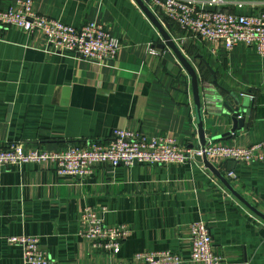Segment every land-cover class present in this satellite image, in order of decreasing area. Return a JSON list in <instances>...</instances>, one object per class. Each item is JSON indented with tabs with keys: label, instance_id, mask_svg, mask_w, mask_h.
Returning <instances> with one entry per match:
<instances>
[{
	"label": "crops",
	"instance_id": "0c3cea01",
	"mask_svg": "<svg viewBox=\"0 0 264 264\" xmlns=\"http://www.w3.org/2000/svg\"><path fill=\"white\" fill-rule=\"evenodd\" d=\"M32 1L37 13L76 28L92 20L105 24L121 47L113 62L99 64L50 51L39 32L4 31L0 148L21 143L25 151H56L85 140L107 142L115 129H127L196 149L190 80L185 71L174 74L163 65L162 36L136 0ZM17 2L0 0V9L17 8ZM262 7L260 0H224L216 9L251 15ZM168 31L186 56L197 57L208 138L231 146L264 141V55L245 42L229 52L194 39L174 21ZM228 92L242 100L248 95L241 110L251 109L246 127L236 134L220 103ZM220 171L264 215V162L225 161ZM88 206L105 224L132 228L118 250L96 251L79 235L81 212ZM201 221L210 228L222 264H264V218L197 160L99 163L84 177L60 176L51 162L0 166V264H24L22 247L8 241L18 235L39 236L52 264H127L138 252L167 250L180 254L183 264H202L190 258L191 225Z\"/></svg>",
	"mask_w": 264,
	"mask_h": 264
},
{
	"label": "built area",
	"instance_id": "2783aa9c",
	"mask_svg": "<svg viewBox=\"0 0 264 264\" xmlns=\"http://www.w3.org/2000/svg\"><path fill=\"white\" fill-rule=\"evenodd\" d=\"M143 1L157 16L163 14L188 31L194 39L222 45L229 52L239 43L245 42L255 45L264 55V0H260L263 5L260 11L251 15L216 9L224 0ZM12 27H19L28 33L43 34L52 52H68L79 60L99 64L113 62L121 47L120 39L112 36L110 28L105 24L92 20L76 28L59 19L37 13L32 0H18L17 8L0 9V41L3 32ZM195 155L205 156L218 170L228 160L247 164L264 162V141L250 146H231L208 138L204 148L194 149L181 146L170 137L147 138L127 129H115L107 142L85 140L56 151H25L21 143H8L0 148V166L22 167L26 163L51 162L60 176L84 177L91 174V168L99 163L110 164L112 167L136 163L182 164L195 160ZM202 167L207 169L203 163ZM229 174L233 176V173ZM131 234L132 228L128 224H105L96 208L88 206L81 212L79 235L89 239L96 251L113 253ZM8 241L22 247L24 264H52L49 254L40 247L39 237L12 236ZM190 241L191 261L222 264L223 258L214 249L207 223L201 221L191 225ZM183 263L180 254L167 250L138 252L127 264Z\"/></svg>",
	"mask_w": 264,
	"mask_h": 264
},
{
	"label": "water",
	"instance_id": "95a60500",
	"mask_svg": "<svg viewBox=\"0 0 264 264\" xmlns=\"http://www.w3.org/2000/svg\"><path fill=\"white\" fill-rule=\"evenodd\" d=\"M140 5L142 10L146 13L148 18L151 20L152 24L157 28L159 33L162 36V42L159 43L158 48L161 49L163 56L162 63L166 65L169 70H172L174 74H180L181 71H185L188 76L192 90L195 105L197 107V116H198V134H199V144L196 145V149L204 148L208 143V135L205 130L204 120H203V110L201 102V78L197 66L194 63L197 57L190 58L186 56L183 52L182 46L176 42L174 37L169 33L168 29L170 28V23L166 19L160 20V18L145 4L143 0H136ZM248 95L243 98L237 94V92H228L227 96L224 99L220 100V103L223 108V113H228L231 115L234 122L233 127L230 133L236 134L239 127L247 125V122L250 120L251 109L248 108L245 112L241 110L242 105H246ZM221 112V113H222ZM221 137V136H220ZM214 139V138H212ZM195 160L203 163L218 179L238 198L245 202L249 207L256 211L260 216L264 218V215L250 205L231 185V183L226 179L220 170H218L208 159L203 156L195 155ZM230 163L235 164V160H228Z\"/></svg>",
	"mask_w": 264,
	"mask_h": 264
},
{
	"label": "rangeland",
	"instance_id": "374dc122",
	"mask_svg": "<svg viewBox=\"0 0 264 264\" xmlns=\"http://www.w3.org/2000/svg\"><path fill=\"white\" fill-rule=\"evenodd\" d=\"M31 150H33V149H31ZM94 170V166H93V168H91V171H93ZM21 236H23V235H18V236H13V237H21ZM32 236H35V235H32ZM37 237H39V236H37ZM40 238V237H39ZM40 247H41V245H40ZM45 251V250H44Z\"/></svg>",
	"mask_w": 264,
	"mask_h": 264
},
{
	"label": "trees",
	"instance_id": "16d2710c",
	"mask_svg": "<svg viewBox=\"0 0 264 264\" xmlns=\"http://www.w3.org/2000/svg\"><path fill=\"white\" fill-rule=\"evenodd\" d=\"M164 19H166V21H167V22H169V23H170V25H173V21H171V20L167 19L166 17H164ZM176 24H177V23H176ZM74 144H78V143H74Z\"/></svg>",
	"mask_w": 264,
	"mask_h": 264
}]
</instances>
